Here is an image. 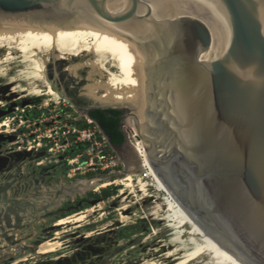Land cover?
I'll use <instances>...</instances> for the list:
<instances>
[{
  "label": "water",
  "instance_id": "95a60500",
  "mask_svg": "<svg viewBox=\"0 0 264 264\" xmlns=\"http://www.w3.org/2000/svg\"><path fill=\"white\" fill-rule=\"evenodd\" d=\"M73 8L118 24L150 17L156 25L162 106L148 112L159 129L144 153L214 237L246 264H264V0H0L6 16L56 19ZM97 108L122 110L128 142L124 120L133 109L84 111ZM2 148L0 174L44 156Z\"/></svg>",
  "mask_w": 264,
  "mask_h": 264
},
{
  "label": "bare ground",
  "instance_id": "6f19581e",
  "mask_svg": "<svg viewBox=\"0 0 264 264\" xmlns=\"http://www.w3.org/2000/svg\"><path fill=\"white\" fill-rule=\"evenodd\" d=\"M73 9L70 16L56 19L0 14V64L20 57L27 64L22 72L29 79L42 83V86L35 85L32 89L37 95L50 92L76 106H117L112 104L130 101L141 104L125 106L133 109L129 114L135 113L136 119H131L135 124L133 129L139 128L136 133L142 134L145 142L148 141L146 134L152 132L153 135H149L152 138L159 129V123L148 112L154 110L156 103H161L158 110L162 106L159 101L162 98V78L158 28L150 17L146 21L118 24L101 18L89 9ZM69 83L72 85L68 86ZM79 84L82 86L78 89ZM153 91L158 93V99L152 96ZM7 124L5 121L1 125ZM132 146L143 165L157 179L158 186L168 194L174 208L172 225L176 236L172 239L174 247L165 252V256L170 258L168 264H246L214 237L163 184L151 168L142 143L136 141ZM131 180V175H124L118 180L123 184L121 194L131 186ZM97 181L81 179L74 182L71 189L83 192ZM107 184L105 182L101 186ZM138 184L140 190L147 191L146 182L138 179ZM85 214L60 217L56 224L62 225L72 219L80 221ZM1 243L0 249L4 250L7 246ZM47 243L52 245L54 242L49 240ZM13 245L15 247L9 251L27 246ZM55 250L51 246L39 252ZM88 253L90 251L86 250L80 257L83 259Z\"/></svg>",
  "mask_w": 264,
  "mask_h": 264
},
{
  "label": "rangeland",
  "instance_id": "374dc122",
  "mask_svg": "<svg viewBox=\"0 0 264 264\" xmlns=\"http://www.w3.org/2000/svg\"><path fill=\"white\" fill-rule=\"evenodd\" d=\"M26 65L20 57L0 64V125L5 121L9 124V126H0V135L13 137V132L10 130L20 124V119L30 120L26 124H33L39 119L50 118L53 114L54 117L60 116L69 124L72 122L80 126L87 123L88 115L84 108L88 105L76 106L67 100L58 99L50 92L42 95L33 93V87L42 86V83L29 79L26 73L22 72ZM69 84L68 86L72 85ZM81 86L82 84H79L77 88ZM133 103L141 106L134 101L112 105L125 106ZM17 107L20 109L25 107L27 118L20 117L22 112L18 111ZM13 116L18 117L11 123ZM132 118L136 119L135 113L129 114L124 120V129L129 136L125 147L111 149V154L115 155L118 162L114 173L105 172L100 168L82 167L73 171V175L69 177V166L65 161L49 163L46 160L44 165L48 166L53 174L47 177L44 184L40 186L33 180L32 191L23 190L19 194L12 189L11 198L47 194L51 199L56 191L62 194L52 200V206L50 204L51 207L46 212L36 210L22 213L23 225L10 232H14L15 237L21 239L18 243L26 244L29 248L9 251L8 248L14 247L10 245L4 250L0 249V264H40L41 260L50 262L61 255L72 256L76 252L83 254L86 250L90 251V254L78 264H152V262L168 264L170 262L165 252L174 247L172 241L176 236L172 225L175 220L174 208L168 194L158 186L157 179L151 171V178H141L140 173L147 166L143 165L132 145L140 141L144 148L145 139L142 134L136 133L139 128L133 129L135 124ZM27 130L22 127L16 133L23 136L22 133H27ZM149 135L153 133L149 132L145 137L150 139ZM2 149L9 151V144H5ZM79 160L83 162L85 158L81 157ZM129 167L133 168L129 169ZM124 175H131L132 180L131 186L121 194L123 184L118 180ZM81 179L98 181L83 192L72 191L73 183ZM138 179L147 183V191L140 190ZM105 182L109 184L101 186ZM104 189L116 191L113 195L105 196ZM6 205L5 202H0V207L5 208ZM82 212L86 214L80 221L72 219L62 225L56 224L60 217ZM49 240L54 243L48 245ZM51 246L56 250L48 253L39 252Z\"/></svg>",
  "mask_w": 264,
  "mask_h": 264
},
{
  "label": "built area",
  "instance_id": "2783aa9c",
  "mask_svg": "<svg viewBox=\"0 0 264 264\" xmlns=\"http://www.w3.org/2000/svg\"><path fill=\"white\" fill-rule=\"evenodd\" d=\"M16 109L22 112L21 118H27L25 107ZM16 117L18 116L12 117L11 123ZM27 121L30 120L20 119V124H17L16 128H11L15 140H8L9 151L44 152V156L34 159L38 165H44L46 160L49 163L65 161L69 166V177L73 175V171L82 167L100 168L108 173L115 172L118 162L115 155L111 154L113 146L110 138L93 118L87 116V126L83 128L72 122L69 124L60 116L54 117V114L33 124H26ZM22 127L28 129L27 133H22L23 136L16 133ZM81 157L85 158L83 162L79 160ZM140 174L141 178L152 177L147 167H144Z\"/></svg>",
  "mask_w": 264,
  "mask_h": 264
},
{
  "label": "flooded vegetation",
  "instance_id": "af4514ba",
  "mask_svg": "<svg viewBox=\"0 0 264 264\" xmlns=\"http://www.w3.org/2000/svg\"><path fill=\"white\" fill-rule=\"evenodd\" d=\"M124 136H125V134H124ZM7 137L8 136L0 135V144L2 143L3 147L5 144L8 143ZM126 144H127V142H126V137H125V139L122 143L115 144V145L112 144V146L114 149H119V148L123 149ZM10 152H12V151H3L4 154H8ZM28 167H31L32 170L28 169ZM49 169L50 168L48 166L38 165L35 160L34 161L30 160V161L23 163L20 166L19 172L16 171V169H14L12 171L0 174V200H2V202H5L7 204L5 206V208H3L4 206L0 207V232H2V227L4 226V228L6 229L5 233L8 236L7 240L0 238L2 245H5L7 247L10 245L12 246L13 244H20L21 245V243L16 242L17 240L21 241V239L17 238L18 236L15 237L14 232H10L11 230L18 228L19 226L23 225V223H24V219H23L24 214H20L18 212V210H20L22 208V206L20 205L22 202H20L19 196L11 198V195L13 194L12 189H15V192L17 194L21 193V191H23V190L24 191L25 190L32 191V181L33 180H35V182L37 181L39 183V185L41 186L42 184H44L47 177H49L53 174L51 172V170H49ZM3 189H5L7 191V194L2 192ZM12 199L13 200L18 199V201H11ZM26 204H28V203H26ZM42 208H43L44 212L49 210V208H46L44 206V207H40L39 209L33 207V211L42 210ZM13 214H14L15 219L13 217ZM0 237H2L1 234H0ZM26 247L29 248L28 245ZM12 248L13 247L8 248V250L12 249ZM80 254L81 253L78 254V252H76L75 254H72L74 259L72 256H62L61 255V257L59 256V258L51 260L50 262H46L44 260H41L40 264H58V263L59 264H64V263L65 264H78L79 262H82L86 258V256H88L90 253H88V255H85L83 257V259H82V257H80L81 256Z\"/></svg>",
  "mask_w": 264,
  "mask_h": 264
},
{
  "label": "trees",
  "instance_id": "16d2710c",
  "mask_svg": "<svg viewBox=\"0 0 264 264\" xmlns=\"http://www.w3.org/2000/svg\"><path fill=\"white\" fill-rule=\"evenodd\" d=\"M121 114L122 110L115 108L108 109H93L89 112V116L97 121V123L102 127L105 133L110 138V142L115 144H120L124 141L125 136L121 130ZM87 123L80 125V127H86ZM117 188V187H116ZM115 191H110L108 189L103 190L105 196L115 194Z\"/></svg>",
  "mask_w": 264,
  "mask_h": 264
},
{
  "label": "crops",
  "instance_id": "0c3cea01",
  "mask_svg": "<svg viewBox=\"0 0 264 264\" xmlns=\"http://www.w3.org/2000/svg\"><path fill=\"white\" fill-rule=\"evenodd\" d=\"M62 193H60V191H56V194H54L55 196L53 198L50 199V196L46 195H40V196H25V197H20V202H22L20 205L22 206V208L20 210H18V212L20 214L25 213V212H29V211H33V207L39 209L40 207H46L49 208L52 206L53 202L52 200H54L56 197H58L59 195H61ZM70 196H72L70 194ZM62 200V199H61ZM28 204H26V203ZM60 203V201H59ZM51 204V206H50ZM43 211V208L42 210ZM14 217V214H13Z\"/></svg>",
  "mask_w": 264,
  "mask_h": 264
}]
</instances>
